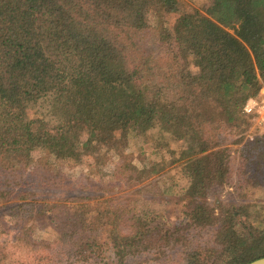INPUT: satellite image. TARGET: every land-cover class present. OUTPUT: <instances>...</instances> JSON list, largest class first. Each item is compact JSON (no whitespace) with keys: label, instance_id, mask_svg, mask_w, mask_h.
Returning a JSON list of instances; mask_svg holds the SVG:
<instances>
[{"label":"trees","instance_id":"1","mask_svg":"<svg viewBox=\"0 0 264 264\" xmlns=\"http://www.w3.org/2000/svg\"><path fill=\"white\" fill-rule=\"evenodd\" d=\"M209 1L204 14L186 13L171 29H159L158 40L174 46L165 62L153 64L150 56L128 52L149 27V13L176 12L177 0H0V164L28 165L37 150L106 162L123 153L135 131H150L158 142L181 141L191 180L184 223L214 225L217 245L182 250V264H247L264 256V219L252 222L249 203L214 211L202 200L227 169L225 149L206 133L213 125L249 121L243 106L264 86V0ZM38 103L47 110L29 117L30 105ZM257 142L262 160L258 154L256 168L247 161L248 178L264 169V137ZM29 197L21 192L18 199ZM39 199L14 206L18 211L8 216L52 221L67 207ZM77 200H70L74 211L89 206ZM104 201L90 207L88 222L66 211L58 244L69 263L142 264L148 254L159 263L163 246L182 239L175 225L160 230L146 223L123 232L124 209Z\"/></svg>","mask_w":264,"mask_h":264},{"label":"rangeland","instance_id":"2","mask_svg":"<svg viewBox=\"0 0 264 264\" xmlns=\"http://www.w3.org/2000/svg\"><path fill=\"white\" fill-rule=\"evenodd\" d=\"M209 3V0H177L176 12H163L161 15L149 13V27L135 35L133 51L128 53L150 56L153 64L154 61L162 64L174 43L172 41L168 45L159 41V29H171L180 15L193 12L204 14ZM131 58L128 55V59ZM190 60L188 57L187 61ZM39 105H30L32 108L27 111L29 117L47 110V103ZM135 132L127 136L128 146L123 153L120 156L112 154L106 162L94 159L91 154L74 161L37 150L32 152L28 165L5 168L0 164V218L6 221L0 223V264H72L67 259L66 248L58 244L61 231L58 227L68 220L66 211H76L80 218L88 222L93 215L90 207L104 200L119 212L124 209L125 214L120 222L123 232L135 227L141 229L142 224L146 223L160 230L171 225L178 226L182 239L178 244L163 246L165 253L161 258L165 261L154 262L155 254H148L147 261H142V264H182V250L217 246L214 242V225L186 227L184 223L188 209L185 193L191 182L181 156L185 143L167 138H163L164 142H158L156 135L150 131L141 134ZM206 135L214 137L218 148L225 149L227 169L224 180L214 182L202 200L213 206L214 211L229 203L252 204L250 219L254 224L262 222L264 169L258 176L255 173L248 178L246 163L250 159L256 168L257 155L261 153L256 143L264 135L251 121L237 126L221 123L216 128L213 125L207 127ZM261 154L259 161L262 160ZM199 157L200 154L194 156ZM257 167L260 169L261 165ZM21 192L29 193L28 202L47 196L48 203L60 201L61 205L67 207L59 208L52 221L45 217L36 220L37 216L29 218L32 220L26 217L24 220L14 219L8 216L10 211H18L14 206L28 203L27 200L18 199ZM73 199L89 206H81L74 211V207H70V200ZM40 203V199L34 203V210ZM17 220L20 224H17ZM19 232L24 233L29 241L25 238L16 240V233ZM24 240L32 245L24 244ZM78 262L81 264V261Z\"/></svg>","mask_w":264,"mask_h":264},{"label":"built area","instance_id":"3","mask_svg":"<svg viewBox=\"0 0 264 264\" xmlns=\"http://www.w3.org/2000/svg\"><path fill=\"white\" fill-rule=\"evenodd\" d=\"M243 111L249 117V121L254 123L259 132L264 135V86L260 88L257 96L247 99Z\"/></svg>","mask_w":264,"mask_h":264},{"label":"water","instance_id":"4","mask_svg":"<svg viewBox=\"0 0 264 264\" xmlns=\"http://www.w3.org/2000/svg\"><path fill=\"white\" fill-rule=\"evenodd\" d=\"M247 264H264V256L256 258V259L248 262Z\"/></svg>","mask_w":264,"mask_h":264}]
</instances>
